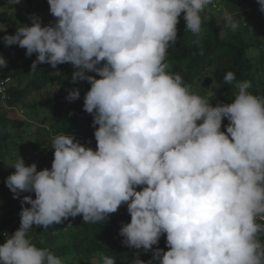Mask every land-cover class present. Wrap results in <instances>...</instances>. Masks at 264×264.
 <instances>
[{
    "label": "clouds",
    "instance_id": "clouds-1",
    "mask_svg": "<svg viewBox=\"0 0 264 264\" xmlns=\"http://www.w3.org/2000/svg\"><path fill=\"white\" fill-rule=\"evenodd\" d=\"M47 2L54 23L42 25L33 14L31 26L3 42L36 54L31 72L70 63L73 82L90 84L83 110L93 115L96 148L58 134L50 169L26 166L20 155L12 163L6 186L14 198H35L23 196L19 228L5 234L0 264H63L29 232L78 215L103 224L122 205L131 219L119 234L137 250L133 264H264V96L243 81L234 100L213 106L166 63L181 14L185 31L199 38L212 0ZM257 3L264 12V0ZM224 17L239 27L227 11ZM0 67H7L2 56ZM235 79L231 71L224 77L226 84ZM79 96L77 89L66 99ZM165 235L168 250L153 248ZM141 250L152 258L141 260Z\"/></svg>",
    "mask_w": 264,
    "mask_h": 264
},
{
    "label": "trees",
    "instance_id": "trees-1",
    "mask_svg": "<svg viewBox=\"0 0 264 264\" xmlns=\"http://www.w3.org/2000/svg\"><path fill=\"white\" fill-rule=\"evenodd\" d=\"M222 1L227 8L234 3L242 2L251 12H255L253 3L255 0ZM25 2L35 12H44L48 15L45 24L55 22V18L49 12L47 0H25ZM15 5L12 4L11 0H0L1 23L6 21L7 11L14 9ZM212 5L213 0L206 10L201 13L204 20L202 35L199 38L190 31H186L185 37H178L175 43L169 44L166 56V63L169 65L168 71L179 74L184 83L191 87L195 81L202 78L207 70H210L213 80L219 87V95L212 104L213 106L217 103L226 104L234 100L237 92L235 84L243 81L251 82L252 87L249 91L253 94L264 96V12H259L258 23L256 24L257 28L263 29L262 38H255L249 33L244 34L240 27H238L235 35L222 37L216 27L213 15L208 11ZM180 27H186L185 23L180 22ZM15 31L16 29H6V32L0 31V56L7 59V67H0V78L9 76L18 81V84L16 86L14 84L11 90L9 106L16 105L29 90L39 92L51 83L58 84L61 93L44 102L42 106L44 112L48 115L49 121L47 124L51 133L54 135L72 134L78 136L95 150V129L92 126L93 115L83 110L84 96L89 90L90 84L83 80L73 82L74 69L70 63L57 65L56 68L43 63L37 65L38 69L35 72H31V64L36 59V54L26 56V49L18 45L5 46L3 42L5 34L12 35ZM201 50L203 54H201ZM229 71L233 72L236 77L232 84H226L224 81V77ZM87 74L96 75L91 72ZM24 75H28L29 80L26 88L23 89L19 87V80ZM97 78L99 77L97 76ZM77 89L80 92L79 98L75 101L67 100L69 93ZM227 124L228 121L225 118L222 123V131H226ZM10 194L15 201L12 210L19 215L23 196L31 195V193H21L17 198H14L11 191ZM25 205L23 206L25 207ZM130 219L127 206L122 205L103 224L84 223L82 221L68 232L66 235L68 244L60 247L58 253L61 255L64 250H70L76 257L86 261L96 259L98 264H103L102 257L104 256L113 257L116 264H133V257L137 250L124 245L122 243L124 238L119 234L122 225L130 222ZM47 230L53 232L56 227L52 225ZM0 237L2 238V236ZM35 244L49 250L51 247H43L39 243ZM156 247L165 251L168 250L166 235L160 238L158 245L153 246V248ZM151 258V251L147 253L140 251L141 260L147 262ZM153 264H158V262L154 261Z\"/></svg>",
    "mask_w": 264,
    "mask_h": 264
},
{
    "label": "rangeland",
    "instance_id": "rangeland-1",
    "mask_svg": "<svg viewBox=\"0 0 264 264\" xmlns=\"http://www.w3.org/2000/svg\"><path fill=\"white\" fill-rule=\"evenodd\" d=\"M255 12H251L242 2L230 5L228 8L222 0H213V5L208 11L213 15L216 27L219 29L221 36H233L237 33L238 28L233 30L228 26L224 17L225 11L230 13L242 28L244 34H250L255 38H262L263 29L257 28L259 17V5L257 0L254 2ZM2 10L0 9V14ZM37 15L45 24L48 15L44 12H35L25 0H19L14 9L7 11L6 21L0 22V28L15 30L22 24L31 26V15ZM180 22L185 23L183 13L179 18L177 25V37H185V27H180ZM181 28V29H180ZM15 86L18 84L17 79L12 78ZM29 77L24 75L19 80V87L26 88ZM191 90L210 100L213 104L218 95L219 87L213 80L210 70H207L202 78L195 81ZM61 93V88L56 83H51L43 90L27 91L26 95L16 104L8 108H0V236L2 233L11 235L20 225V215L14 212V199L10 194V189L6 186V178L12 174L15 169L11 168L12 163L19 158L24 159L25 165L32 163L37 165V170L51 168L54 159L52 150V138L55 136L48 127V115L43 110V103L51 100ZM3 124V125H1ZM77 141L86 147H91L82 138L74 136ZM92 148V147H91ZM3 156V157H2ZM33 199L35 194L31 193ZM25 207H30L26 204ZM83 221L82 216L75 218L69 217L68 220L61 224L54 225L56 230L51 232L44 228H33L29 232V237L33 243H39L41 246H51L50 251L60 257L63 264H98L96 259L86 261L74 255L70 250H64L59 255L58 250L68 244L67 234ZM47 232L45 235L44 233ZM3 238V239H2ZM0 237V245L5 242V237Z\"/></svg>",
    "mask_w": 264,
    "mask_h": 264
},
{
    "label": "built area",
    "instance_id": "built-area-1",
    "mask_svg": "<svg viewBox=\"0 0 264 264\" xmlns=\"http://www.w3.org/2000/svg\"><path fill=\"white\" fill-rule=\"evenodd\" d=\"M14 87V83L11 77H1L0 78V108H8L9 102L11 100V90ZM2 237H5V233L1 234Z\"/></svg>",
    "mask_w": 264,
    "mask_h": 264
}]
</instances>
